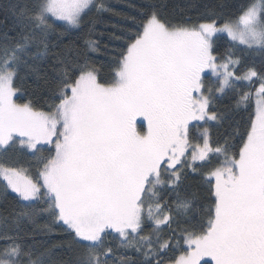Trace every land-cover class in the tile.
I'll use <instances>...</instances> for the list:
<instances>
[{
    "label": "snow or ice",
    "instance_id": "6c2138e0",
    "mask_svg": "<svg viewBox=\"0 0 264 264\" xmlns=\"http://www.w3.org/2000/svg\"><path fill=\"white\" fill-rule=\"evenodd\" d=\"M119 2L0 3V264H264V0Z\"/></svg>",
    "mask_w": 264,
    "mask_h": 264
},
{
    "label": "trees",
    "instance_id": "16d2710c",
    "mask_svg": "<svg viewBox=\"0 0 264 264\" xmlns=\"http://www.w3.org/2000/svg\"><path fill=\"white\" fill-rule=\"evenodd\" d=\"M4 2V0H0V3ZM131 2L135 3V2H138V0H131ZM175 2L177 3H189V2H192V0H175ZM113 3L114 5L117 7L118 10H125L127 11V9H124L123 6L120 4L119 0H113ZM11 24V20L8 19L6 20L5 19V16L0 13V32H3L7 27H9ZM93 55H96L98 59H103V55L102 54H93ZM190 183L192 184L193 187L196 186V182L195 181H190ZM43 239H50L52 240L53 243H58L59 242V235L58 234H52L48 237H43ZM55 251L57 252V254H59L61 252L60 249H55Z\"/></svg>",
    "mask_w": 264,
    "mask_h": 264
}]
</instances>
